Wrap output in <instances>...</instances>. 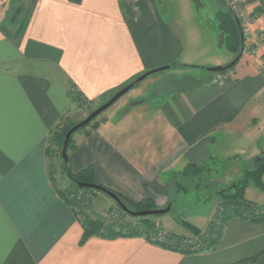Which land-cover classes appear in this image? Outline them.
<instances>
[{
  "label": "crops",
  "instance_id": "crops-1",
  "mask_svg": "<svg viewBox=\"0 0 264 264\" xmlns=\"http://www.w3.org/2000/svg\"><path fill=\"white\" fill-rule=\"evenodd\" d=\"M14 2L0 0V264H264V223L240 218L229 221L214 250L191 255L144 237L81 244V222L51 179L52 134L66 118L76 120L73 108L87 111L69 96L72 84L98 106L152 70L227 66L236 56L224 34L211 36L193 19L165 18L158 0H124L126 14L120 0H21L25 20ZM242 5L249 33L234 68L175 91L160 87L165 77L155 79L110 118L97 117L96 129L75 134L72 170L92 166L97 184L158 206L177 167L200 166L223 139L245 134L264 115V40L253 51L264 31V0ZM226 8L214 0L212 15ZM251 135L252 147L259 135ZM254 157L229 160L247 165ZM252 186L246 198L264 213L262 193L252 198ZM91 198L93 212L105 216L110 204L99 194Z\"/></svg>",
  "mask_w": 264,
  "mask_h": 264
},
{
  "label": "trees",
  "instance_id": "trees-1",
  "mask_svg": "<svg viewBox=\"0 0 264 264\" xmlns=\"http://www.w3.org/2000/svg\"><path fill=\"white\" fill-rule=\"evenodd\" d=\"M120 1L123 13L126 14L125 2L124 0ZM216 17L218 27L224 34L225 48L238 57L242 49L245 48L246 43L241 20L230 11L228 7L226 10L217 12ZM242 37H244V41H242ZM235 65L220 73V75L227 73L234 68ZM185 67L201 68L198 66L186 65ZM209 75L214 76L216 74L209 73ZM68 94L73 103L78 107L87 108L88 115L96 109L95 106L89 105V101L77 91L74 84L70 86ZM96 120L97 118L76 133L89 127L96 129ZM81 121L70 120L69 118L63 120L61 126L52 134L50 139L51 143H58L62 150L66 134L72 127ZM74 135L70 139L68 150L73 147ZM50 155L51 154H48L49 157ZM250 163L252 165L251 168L244 170L234 184L227 189L219 191L221 201L218 203L211 220L205 228L201 229L188 221H182L187 235L183 232L177 233L175 231L163 229L160 224L154 221L155 216L133 217L124 212L118 205V212L110 209L105 216L93 213V200L91 195L97 194V192L90 189H82L78 186L80 182L97 184L95 169L92 166L74 172L70 165V161L65 163L63 160L64 173L74 182L75 187L66 188L64 190H57L55 186L54 188L59 197L73 209L81 222L83 228L81 244L85 243L91 237H100L104 239L144 237L149 242L163 249L179 252L184 255H191L214 250L219 245L227 224L234 218H240L250 223H264V213L260 207L257 203L246 198V190L251 184L264 191V154L252 158ZM50 172L52 179V164H50ZM204 173L205 168L195 164H189L180 174L184 178L195 179L201 178ZM116 194L132 211L157 209L154 202L150 199L133 202L119 193ZM253 261V258H249L236 264H251Z\"/></svg>",
  "mask_w": 264,
  "mask_h": 264
},
{
  "label": "rangeland",
  "instance_id": "rangeland-1",
  "mask_svg": "<svg viewBox=\"0 0 264 264\" xmlns=\"http://www.w3.org/2000/svg\"><path fill=\"white\" fill-rule=\"evenodd\" d=\"M213 1L214 0H158V3L161 7L166 6L164 9L160 8L161 11L165 13V18L173 19L178 23L180 22L179 24L188 22L190 25H194L195 23L200 26H205L210 35L214 33L217 36L222 35V32L218 29L216 17L212 15ZM20 3L21 0H16V2H14L12 7H16V9L13 12H18L16 11L17 7H20L18 14L20 12L23 13L21 19L25 20L27 17V5L22 6L21 3L20 6ZM217 46L218 45L215 47L216 50L219 49ZM204 68L209 67H186L185 70L172 67L171 69L153 74L144 81L137 83L127 94L119 99L111 108L98 116V118L108 119L130 99L136 98L139 95H145L149 84L155 79H160V77H165L160 87L167 85L172 91L196 86L208 75V72ZM101 105L95 106V108L97 109ZM261 114L260 112L257 117L259 119L251 125V128H249L245 134L243 132L241 133L243 135L240 134L227 137L216 146L212 151L213 157L204 164H200L201 167L205 168V173L201 178H184L180 173L184 170L185 166L176 168L177 175H174L171 181H169V179L167 181L166 178L163 177V180H166L168 185L167 192H165L164 196H162V199L159 201L160 205L157 206L155 203L154 204L157 209L166 208L168 204H172V208L169 213L156 216L154 221L160 224L163 229H172L177 233L183 232L186 235V229L182 221H188L201 229L205 228L211 220L218 203L221 201L219 191L229 188L238 180L237 178L241 176L239 175L241 168H243L244 171L250 169L252 166L251 163L246 165L241 164L239 160L233 162L234 160L229 159L234 155H240L242 158L250 156V154L251 157L259 156L260 154L254 155L253 149L260 147L264 150V115ZM71 117L76 119V121L84 120L88 117V110L73 108ZM254 132H258L259 141L251 147V142L253 140L251 134ZM77 135H75L74 138L77 137ZM51 145L52 159L50 162L52 164L53 185L57 190L75 187L74 182L64 173V164L61 157L62 150L59 144L54 142ZM234 150H236L237 153L234 154ZM68 151L70 152L71 148ZM242 165L243 167H241ZM260 191L262 190L256 186H252L249 190V194L253 196L252 198L257 199L256 194L262 193L260 202L264 203V191ZM97 194L101 195L103 199L110 204L109 210L111 209L118 212L117 204L114 200L101 192H97Z\"/></svg>",
  "mask_w": 264,
  "mask_h": 264
},
{
  "label": "water",
  "instance_id": "water-1",
  "mask_svg": "<svg viewBox=\"0 0 264 264\" xmlns=\"http://www.w3.org/2000/svg\"><path fill=\"white\" fill-rule=\"evenodd\" d=\"M242 41H244V37H242ZM244 52V48L242 49L241 54L236 57L229 65L227 66H217V67H209L204 68L207 72L212 74H220L226 70H228L230 67L234 66L242 57ZM169 67H163L157 70L149 71L142 76L138 77L134 82L130 83L129 85L125 86L124 88L117 91L110 99L102 104L100 107L95 109L88 117H86L84 120L76 124L74 127H72L68 133L66 134L65 141L62 148V158L65 163H68L69 157H68V146L70 143L71 137L81 128L87 126L90 124L94 119H96L98 116L103 114L107 109H109L112 105H114L119 99H121L125 94H127L137 83L144 81L148 76L155 74L159 71L166 70ZM78 186L82 189H90L97 192H101L107 196H109L112 200L115 201V203L121 207V209L128 213L129 215L133 217H151V216H162L171 211L172 204H168L166 208L163 209H149L144 211H132L130 210L124 202L121 200V198L113 191L99 185V184H86V183H78Z\"/></svg>",
  "mask_w": 264,
  "mask_h": 264
},
{
  "label": "built area",
  "instance_id": "built-area-1",
  "mask_svg": "<svg viewBox=\"0 0 264 264\" xmlns=\"http://www.w3.org/2000/svg\"><path fill=\"white\" fill-rule=\"evenodd\" d=\"M227 7L232 11L237 17L241 20L242 22H246L245 15L243 12V5H242V0H223ZM246 24V23H245ZM248 34V30H244V36L245 34ZM264 40V31L260 34L259 42H255L253 51L255 50L256 47L260 45V42ZM264 69V66H263Z\"/></svg>",
  "mask_w": 264,
  "mask_h": 264
}]
</instances>
